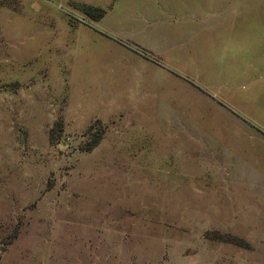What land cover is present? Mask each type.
Here are the masks:
<instances>
[{
	"label": "rangeland",
	"instance_id": "obj_1",
	"mask_svg": "<svg viewBox=\"0 0 264 264\" xmlns=\"http://www.w3.org/2000/svg\"><path fill=\"white\" fill-rule=\"evenodd\" d=\"M117 2L0 0V264H264V131L236 125L247 129L236 137L251 143L237 147L249 159L221 132L211 146L230 161L206 153L204 161L220 164L221 182H211L212 168L197 175L200 148L172 150L186 136L170 129L208 125L179 118L181 99L171 107L179 117H164L159 78L150 102L141 100L138 56L155 59L100 31L133 35L127 17L146 4L167 16H264V8Z\"/></svg>",
	"mask_w": 264,
	"mask_h": 264
},
{
	"label": "crops",
	"instance_id": "obj_2",
	"mask_svg": "<svg viewBox=\"0 0 264 264\" xmlns=\"http://www.w3.org/2000/svg\"><path fill=\"white\" fill-rule=\"evenodd\" d=\"M255 3L254 0H237L242 8L247 9L249 5H252L249 8H264V0ZM113 9L114 5L108 12ZM168 9L171 10V4ZM157 13L149 4L132 12L127 17L133 24L131 36H114L99 30L114 39L131 43L155 59L156 62H146L138 56L139 68L144 69V74L140 73L138 82H135V86L142 89L138 94L141 100L150 102L153 97L152 81H158L159 78L165 87V93L162 89L160 94L163 96L160 98L163 106L169 109L164 117L170 121L179 117L173 115L171 107L177 99H181V106L187 115L179 118L203 120L202 124L208 125L200 128L201 123H198L195 128L193 123L189 128H172L170 130L181 131L186 136V142L173 146L172 142L176 139L172 135L171 140L166 142L168 146H173L172 150L180 149L183 153L199 147L201 151H197V175L204 176L206 171L201 172V169L212 168L211 182L220 183V164L204 161L205 153L212 155V161L226 159L219 155V147L211 146L215 145V140L219 141L221 132H228L231 143L234 141L229 145L230 151L243 159L245 155L237 147L251 143L246 140L241 143L237 139L236 136L245 135L247 130L237 129L238 122L246 126H249L248 123L257 125L264 131V16L195 14L197 12L184 16L171 12L167 16ZM121 49L129 52L123 47ZM184 94L195 95L198 100L192 104L185 102ZM193 109H196V116L193 115ZM209 110L215 111L212 115L214 119H205L206 114H200ZM215 136L217 139L210 138ZM150 140L154 143L153 138ZM206 145L212 150L206 152ZM183 163L188 164L187 161ZM166 166L170 168L178 164L171 160L166 162Z\"/></svg>",
	"mask_w": 264,
	"mask_h": 264
},
{
	"label": "trees",
	"instance_id": "obj_3",
	"mask_svg": "<svg viewBox=\"0 0 264 264\" xmlns=\"http://www.w3.org/2000/svg\"><path fill=\"white\" fill-rule=\"evenodd\" d=\"M84 8H85L84 10H85L86 14L93 17L96 20L102 18V16L104 15V12L101 10H96V9L91 8V7H84ZM92 12H96L97 14L93 15Z\"/></svg>",
	"mask_w": 264,
	"mask_h": 264
}]
</instances>
